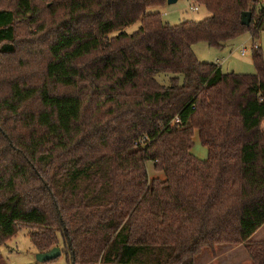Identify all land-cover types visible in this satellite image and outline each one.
Instances as JSON below:
<instances>
[{"label":"trees","instance_id":"obj_1","mask_svg":"<svg viewBox=\"0 0 264 264\" xmlns=\"http://www.w3.org/2000/svg\"><path fill=\"white\" fill-rule=\"evenodd\" d=\"M164 1L0 0V244L26 227L69 264L220 245L264 264V55L239 74L193 50L257 38L264 0H193L209 16L176 25L147 11Z\"/></svg>","mask_w":264,"mask_h":264},{"label":"rangeland","instance_id":"obj_2","mask_svg":"<svg viewBox=\"0 0 264 264\" xmlns=\"http://www.w3.org/2000/svg\"><path fill=\"white\" fill-rule=\"evenodd\" d=\"M194 7L193 0H176L174 3L165 0L161 5H153L147 11L160 12L163 20L171 25L184 21H200L209 16V12L204 7L198 6V10H194ZM140 26L141 22L138 21L127 27L125 31L133 33ZM257 47L261 48L264 55V28L257 38L248 31L227 42L225 47L215 48L203 41L194 44L193 50L200 61L217 63L222 66L225 73L254 74L256 67L253 62V50ZM194 140L193 154L199 159H207L208 149L201 143L197 133ZM148 169L151 177L162 176L154 172L152 163H148ZM28 232V228L22 227L15 236L0 244V264H69L64 252L53 261H38L39 252L34 247ZM251 240H264V226L252 236ZM194 264H252V260L243 245H220L215 251L209 248L203 250Z\"/></svg>","mask_w":264,"mask_h":264},{"label":"water","instance_id":"obj_3","mask_svg":"<svg viewBox=\"0 0 264 264\" xmlns=\"http://www.w3.org/2000/svg\"><path fill=\"white\" fill-rule=\"evenodd\" d=\"M176 0H169V3H174ZM252 21V13L251 12H245L242 16V23L244 25H249ZM62 255V249L57 246L52 248L48 252L41 253L39 252L37 254V260L40 262H50L57 258H59Z\"/></svg>","mask_w":264,"mask_h":264},{"label":"built area","instance_id":"obj_4","mask_svg":"<svg viewBox=\"0 0 264 264\" xmlns=\"http://www.w3.org/2000/svg\"><path fill=\"white\" fill-rule=\"evenodd\" d=\"M194 10H198V7H194ZM246 52V50H244V52L243 53H245Z\"/></svg>","mask_w":264,"mask_h":264},{"label":"crops","instance_id":"obj_5","mask_svg":"<svg viewBox=\"0 0 264 264\" xmlns=\"http://www.w3.org/2000/svg\"><path fill=\"white\" fill-rule=\"evenodd\" d=\"M225 46H226V45H225ZM225 46H224V47H225ZM221 67H222V66H221Z\"/></svg>","mask_w":264,"mask_h":264}]
</instances>
